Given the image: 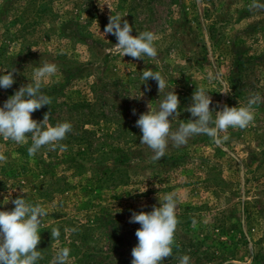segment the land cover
Listing matches in <instances>:
<instances>
[{"label": "rangeland", "instance_id": "obj_1", "mask_svg": "<svg viewBox=\"0 0 264 264\" xmlns=\"http://www.w3.org/2000/svg\"><path fill=\"white\" fill-rule=\"evenodd\" d=\"M251 3L252 0H0V74L14 67L12 87L20 88L32 82L34 67L45 61L54 63L58 71L43 81L42 88L64 84L68 101L90 100V89L101 80L113 83L115 87L96 89L119 105L128 132L141 137L136 120L148 107L156 110L164 99L155 80L147 81L146 90L141 75L147 69L160 71L168 84L165 91L174 88L180 101V116L171 120L175 131L180 123L194 119L184 109L192 103L197 87L209 91L213 118L215 110H222L224 105L246 106L256 94L264 98V11H249ZM110 14L123 16L132 25V35L153 32L157 58L135 60L117 52L116 37L103 34ZM213 18L215 23L211 24ZM235 56L251 60L244 66L246 77L239 85L242 94L234 98L228 86L235 75ZM8 91L9 88H0V107ZM141 93L139 99L130 98ZM253 110L255 119L247 128H229L220 134L229 135L224 143H214L207 135H195L180 148L169 143L165 156L155 162L151 151V170L142 172L145 180L122 187L117 191L119 200L101 195L93 205H86L80 187L91 175L85 172L73 177L71 184L75 188L54 199L39 200L38 204L48 212L40 227L62 214L64 219L83 223L100 207L120 210L123 219L129 221L133 211L150 212L165 194L173 193L178 204L177 219L182 224L173 247L182 248L188 240L194 243L190 264H264V103L254 105ZM129 133L127 137L132 136ZM4 142L0 137V152L7 147ZM15 145L10 142L8 148ZM5 156L7 163L0 165L6 167V173L16 170L17 160L12 155ZM150 173L151 179H146ZM0 179L4 181L0 184V210H8L17 196L23 195L26 201L35 197L34 189L48 181L50 175L12 178L0 174ZM133 189H138L135 193L148 192L128 194ZM186 216L190 219L183 221ZM112 222L111 219L108 229ZM91 239L89 244L94 246L103 241L98 233L91 234ZM63 245L57 240L51 242L49 257L43 264H51ZM172 256V264H179L180 257Z\"/></svg>", "mask_w": 264, "mask_h": 264}, {"label": "clouds", "instance_id": "obj_2", "mask_svg": "<svg viewBox=\"0 0 264 264\" xmlns=\"http://www.w3.org/2000/svg\"><path fill=\"white\" fill-rule=\"evenodd\" d=\"M248 7L249 11H264V3L258 0H252ZM122 18L123 16L119 14H110L103 30L104 36L111 34L116 37L115 50L135 60H143L145 56L156 59L158 53L154 46V33L143 31L138 35H132V25ZM57 71V65L47 61L34 67L32 82L21 85L0 107V137L17 144H26L30 135L32 143L27 149L30 157H34L45 146L50 151L67 150V145L61 142L72 132L71 122H59L53 126L48 124L49 112H46L43 120L39 122L31 116L43 106H50L51 97L43 92L42 83L54 76ZM15 72L16 69L13 67L0 74V88L12 87L15 83ZM149 79L157 82L158 93H164V99L160 101L156 110L148 107L147 112L140 114L135 126L142 133L140 143L154 153L152 156L154 162L165 156L169 143L175 148H180L187 145L188 140L195 135H207L217 144L228 141L229 135L221 137L220 134L227 133L229 128L241 130L247 128L255 119L253 106L264 103V98L256 94L249 98L246 106L224 105L222 110H215L213 118V110L210 109L212 98L209 91L200 86L192 93V103L184 109L194 119L180 123L173 131L171 120L180 116L178 95L174 88L165 91L168 84L160 71L147 69L142 72L141 80L146 90ZM142 96L143 93L130 98L139 99ZM133 114L135 115L134 109ZM3 163H7V157L0 152V164ZM11 203L14 208L10 211L0 210V264H37L43 259L42 252L37 248L41 240L39 229L42 218L48 215V212L39 204L34 205L26 201L23 195L12 199ZM177 207L175 194L168 193L163 196L158 207L152 206V211L132 212L129 223H138L140 227L135 231L138 243L131 249V264H163L166 258L173 255L174 236L179 223ZM192 223L193 226L196 225L195 219ZM66 231L76 232L77 229L69 228ZM50 233L52 240H58L61 235L58 227H52ZM70 251L68 247L58 249L51 264H68ZM190 260V256L183 255L179 258V264H190Z\"/></svg>", "mask_w": 264, "mask_h": 264}, {"label": "trees", "instance_id": "obj_3", "mask_svg": "<svg viewBox=\"0 0 264 264\" xmlns=\"http://www.w3.org/2000/svg\"><path fill=\"white\" fill-rule=\"evenodd\" d=\"M214 23L213 18L211 24ZM210 29L214 30L213 27ZM249 60L251 58L236 59V56L232 60L236 69L228 86L231 89V97L235 98L242 94L239 85L243 83L241 78L246 77L247 66H244ZM99 86L102 89L115 87L113 83L104 80L99 82L97 87ZM63 87L64 84L42 88L43 92L51 97L52 102L50 106H43L33 112L31 116L32 119L39 122L43 120L44 114L49 112L48 124L50 125L54 126L64 121L71 122L73 130L61 142L67 145V150L50 151L45 146L34 157H30L27 151L32 143L30 135L26 144L16 143L12 149L8 148V144L13 141L5 140L4 143L7 147L2 152L4 155H12L11 158L17 160L18 165H16V170L9 173H6L4 165H0L2 168L0 174L13 178L25 174L38 176L48 173L50 179L36 187L34 189L35 197L28 201L34 205L38 204L39 200L54 199L56 195L75 188L71 184V179L81 176L85 172H89L91 176L80 187L86 196L82 202L86 205H93L101 195H110L112 199L119 200L120 195H117V191H120L122 187L145 180L142 172L151 170V150L140 143L139 136H133L128 132L127 123L120 116L119 105L110 101L106 95L103 96L101 91L96 89L97 87L93 86L90 89L92 94L90 100L77 101H68L64 97ZM18 89L14 86L10 87L6 100ZM128 133L133 137H127ZM110 162L114 164L109 166ZM146 179H151V173ZM1 182L4 181L0 179V184ZM133 191H129L128 194L143 195L148 192L135 193L138 192V189H133ZM13 208L14 205L8 210ZM99 210L83 223L70 218L64 219L65 215L62 214L52 223L40 227L41 240L37 248L42 252L43 259L39 260L37 264L45 263L49 257L50 243L54 241L50 233L52 227H58L60 230L61 235L57 241L64 243L62 248L68 247L71 250L68 264H131V249L138 243L135 231L140 225L136 226L135 223H129L123 219L120 210H103L102 207ZM111 219L113 222L108 229L107 226L109 222L111 223ZM189 219L190 217L186 216L183 221ZM181 225L178 223L175 231L174 237L177 240L179 239L177 231ZM69 228H76L77 231H66ZM93 233L101 235L103 241L100 246L89 244ZM193 247L194 243L188 240L182 248L173 247V254H176L177 258L183 255L189 256ZM172 263H175L173 256L166 258L163 262V264Z\"/></svg>", "mask_w": 264, "mask_h": 264}]
</instances>
